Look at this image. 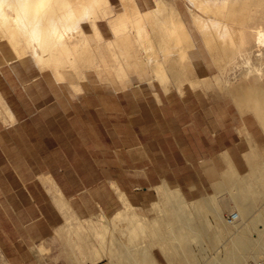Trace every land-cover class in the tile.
I'll return each mask as SVG.
<instances>
[{
	"label": "rangeland",
	"instance_id": "374dc122",
	"mask_svg": "<svg viewBox=\"0 0 264 264\" xmlns=\"http://www.w3.org/2000/svg\"><path fill=\"white\" fill-rule=\"evenodd\" d=\"M138 1L143 10L157 3ZM161 1L158 24L196 7L192 0ZM8 2L0 6L7 12L0 18V222L37 224L26 264H244L264 257V78L246 66L222 75L194 26L197 64L174 50L166 77L155 70L164 50L154 30L156 53L136 42L120 54L121 75L85 66L82 77L68 67L59 78L38 59L40 18ZM111 2L115 12L125 7ZM86 10L63 26L67 39L95 42L94 15ZM12 18L32 38L28 58L44 71L37 79L15 60L7 36ZM98 23L111 40L108 18ZM263 60L254 58L264 70ZM216 75L230 78L227 86H218ZM226 146L240 165L246 160L231 187V212L240 213L233 223L216 219L220 199L191 198L209 187L197 183L199 159Z\"/></svg>",
	"mask_w": 264,
	"mask_h": 264
},
{
	"label": "bare ground",
	"instance_id": "6f19581e",
	"mask_svg": "<svg viewBox=\"0 0 264 264\" xmlns=\"http://www.w3.org/2000/svg\"><path fill=\"white\" fill-rule=\"evenodd\" d=\"M11 1L16 6V12L24 11L28 13L30 18H34H32L33 21H36L35 16L41 20L40 29L43 34H40L43 36L41 35L39 40L43 37L44 44H42V48L40 47L42 50L38 53V59L42 66L53 67L57 71V75L60 76V78H64L65 75L62 69L70 67L78 71L80 62L92 58L90 50L84 49L82 45L77 44L76 41H72V39H67L65 33L68 32L62 29V26H64L66 22H74V20L78 19L86 10L85 7L88 6L92 0H73V3L71 0H10V2ZM192 1L193 4L199 8H190L193 14H191L193 19L192 25L188 23L185 14H183L182 21L175 12L170 14V22L164 25H155V30H157L160 35V45L164 53L168 54L169 51L174 50L172 44H175L177 48L183 45L184 61L188 57V48L191 45L194 44L200 48L193 30L194 26L201 36L204 49L222 75H228L229 77L233 69L246 66L249 70H247L249 75L263 79L264 70L261 67L262 64H255L256 61L254 62V58L261 60L264 58V0ZM5 2L7 4L8 0H0V6L5 5ZM98 2L99 3H96L94 7L88 8L89 10L86 11L92 14H97L99 12L109 14L113 12L108 0H98ZM67 6L70 7L68 8ZM160 10L159 8L156 9V14H158ZM6 13V10L0 13L2 21ZM16 15H14V17ZM38 18L37 20H39ZM130 18V13L125 12L119 14L112 21L116 31L120 32L122 27L127 25ZM151 18L153 17L151 16ZM32 19L31 21L28 19L30 23L27 22L29 24L26 23V27H29L30 24L33 25ZM2 21H0V26L2 25L4 28L6 25ZM13 22H16L14 18H12V22L9 24L10 33L7 34V36L9 35L16 56L21 58L27 53L29 48H31L32 38L27 32H22V24L20 25V22ZM145 27L146 26L142 23L137 25L139 32L144 30L145 36L149 39V34ZM4 31L5 30H3V32ZM3 32H1L0 37L5 35V32ZM39 40H37V42ZM41 41H43V39L39 41V44H41ZM216 77L217 84L221 87L227 86L226 82L230 80V78H227V80L224 81L221 76L216 75ZM235 88L239 89L238 86ZM236 212L238 213L239 219L240 213L238 211ZM255 257L256 256H254V258Z\"/></svg>",
	"mask_w": 264,
	"mask_h": 264
},
{
	"label": "crops",
	"instance_id": "0c3cea01",
	"mask_svg": "<svg viewBox=\"0 0 264 264\" xmlns=\"http://www.w3.org/2000/svg\"><path fill=\"white\" fill-rule=\"evenodd\" d=\"M73 3V0H71ZM112 11L109 14H103L99 12L97 14H93L92 17V27L94 31V40L95 42L91 41L85 35H81L78 40L76 41L77 44L82 45L84 49L90 50V54L92 56L89 60H83L80 62L79 70H73L75 77H82L84 74V67L91 66L95 67L100 76L105 75V70L108 67H112L114 71L121 75L124 69V60L120 54H130V49L134 47L136 42H139L148 50L156 53L155 51V41L152 35V32L155 30V25H164L167 22H170V18L164 21L161 24H158L156 19V9H162L164 7V3L161 0H156V5L152 6L146 10L141 9V3L138 0H120L123 5L125 6L123 10L115 12L113 4L111 0H108ZM191 7H189L190 9ZM130 13L131 18L129 19L127 25L122 27L120 32H117L115 26L113 25L112 21L121 13ZM179 15V17L183 21V17L179 11H174ZM189 15L183 11V14L186 15L188 19V23L192 24V12L188 10ZM193 15V14H192ZM151 16L153 18H151ZM101 17H107L111 30L114 34L111 40H107L104 38L103 31L98 23V19ZM189 17L191 23L189 21ZM80 20H74L78 21ZM139 23L144 24L149 34V39L145 36L144 30L140 31L137 28ZM63 29V26H62ZM64 31V30H63ZM157 31V30H155ZM80 32L84 33L82 28H80ZM161 46V45H160ZM118 48L123 49L119 51ZM172 48L174 50H179L183 55V45L177 48L175 44H172ZM200 50L197 45H191L188 48V57L184 60L185 63L188 61L194 62L196 61L193 57L194 50ZM31 48L27 51V53L21 57L16 58L15 60L19 59L21 62L27 64V71L29 78L37 79L39 75H44V71L40 68H37V64H34V60L32 58H28V54L30 53ZM173 50V51H174ZM173 51H169L168 54L164 53L163 58H155L157 62V66L155 70L159 73H163V77H166L165 73V63L168 62L171 58V54ZM201 51V50H200ZM191 53V54H190ZM4 60L2 63L0 62V71H4L2 68L5 66ZM33 64L37 67L33 69ZM42 66V65H41ZM42 68L46 69V67L42 66ZM55 74L57 75V71L51 67ZM70 68V67H69ZM64 75L66 76L67 72L66 69H62ZM53 73V72H52ZM58 76V75H57ZM60 78V76H58ZM0 89V93H1ZM7 99L5 98V103H7ZM8 104V103H7ZM236 153L232 146H226L218 148L216 151L211 154L209 158H200L199 159V167L200 169L196 170V175L200 178L199 181L197 179V183H201L204 185L206 182L209 187L206 190H202L201 192L196 190L192 193L191 198L194 199H201L206 198L208 195H211L214 198H218L221 200V211H218L216 219L218 221H223L226 219V216L231 213L234 202L232 201L231 197V187L236 182L238 175H242V171L240 167L246 164V160L242 161V164H239V161L236 158ZM240 177V176H239ZM198 188V184H197ZM216 220V221H217ZM213 222L215 218H212ZM37 231V224L36 223H1L0 222V251L2 254V261L0 264H26L29 261L28 256L34 255L33 252V244L34 241L37 243L38 239L37 234L33 235L32 232ZM28 237L32 238L30 241ZM40 240H43V235H40ZM230 239V235H224L220 237V240L224 241V244L227 243ZM215 242H213V246H215ZM220 246V245H219Z\"/></svg>",
	"mask_w": 264,
	"mask_h": 264
},
{
	"label": "built area",
	"instance_id": "2783aa9c",
	"mask_svg": "<svg viewBox=\"0 0 264 264\" xmlns=\"http://www.w3.org/2000/svg\"><path fill=\"white\" fill-rule=\"evenodd\" d=\"M238 219V213L236 211L231 212L227 215V220L231 223ZM244 264H264V257H255L246 261Z\"/></svg>",
	"mask_w": 264,
	"mask_h": 264
}]
</instances>
